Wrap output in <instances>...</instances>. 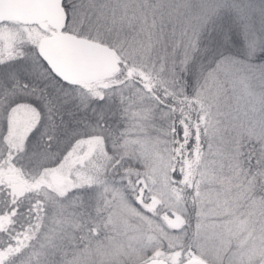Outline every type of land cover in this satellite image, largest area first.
<instances>
[{
  "label": "snow or ice",
  "instance_id": "6c2138e0",
  "mask_svg": "<svg viewBox=\"0 0 264 264\" xmlns=\"http://www.w3.org/2000/svg\"><path fill=\"white\" fill-rule=\"evenodd\" d=\"M49 7L42 20L0 18V264H85L94 252L108 264H264V0ZM61 49L107 70L89 74ZM25 93L50 114L32 154L44 123ZM74 98L81 111L100 102L95 123L65 130L74 142L48 166L58 105Z\"/></svg>",
  "mask_w": 264,
  "mask_h": 264
},
{
  "label": "trees",
  "instance_id": "16d2710c",
  "mask_svg": "<svg viewBox=\"0 0 264 264\" xmlns=\"http://www.w3.org/2000/svg\"><path fill=\"white\" fill-rule=\"evenodd\" d=\"M237 2H241V0H237ZM243 3H252L256 5L257 7L260 4V0H242ZM257 27H259L260 21L259 18L256 19L255 21ZM242 40V36H241ZM11 63V62H10ZM26 82V81H24ZM33 85V84H32ZM38 89L39 88H44V84L42 82L36 81V86ZM48 91H49V99H52L53 97H56L58 93L57 91L52 89L51 85L48 86ZM23 96L32 99L38 108L39 111H41V118L42 122L44 123V127L41 128L40 132L36 134V140L33 141L32 137H29V141L26 145V154H32L34 152H39L42 149V146L46 143V138H47V133L49 131V112L47 109L44 107V102L43 100L39 99L37 96L27 94L25 93ZM97 101H93V106L88 107L87 111H81L79 108V100H76L75 98L72 99L69 103L64 104L60 103L58 105V111L56 113V120L60 123V132H61V140L58 144V148L55 152V156L53 159L47 161V165L50 166L55 163V161L59 158L60 153L64 151V148L68 145L70 140L69 137L64 136V131L67 130L68 132H72L73 129H77L81 132L84 133L85 129V124H94L95 123V114L93 112V109H95ZM0 113V119L1 118ZM112 118V117H111ZM109 118L106 123H110L112 119ZM114 121L116 125H118V118L114 117ZM112 122V123H113ZM111 123V124H112ZM3 130H4V126ZM39 127V126H38ZM3 132H0V137H2Z\"/></svg>",
  "mask_w": 264,
  "mask_h": 264
},
{
  "label": "water",
  "instance_id": "95a60500",
  "mask_svg": "<svg viewBox=\"0 0 264 264\" xmlns=\"http://www.w3.org/2000/svg\"><path fill=\"white\" fill-rule=\"evenodd\" d=\"M51 0H0V18L9 17L16 20H42L54 14L49 7ZM73 64L89 74L103 73L107 70L102 56H85L73 49H61Z\"/></svg>",
  "mask_w": 264,
  "mask_h": 264
},
{
  "label": "rangeland",
  "instance_id": "374dc122",
  "mask_svg": "<svg viewBox=\"0 0 264 264\" xmlns=\"http://www.w3.org/2000/svg\"><path fill=\"white\" fill-rule=\"evenodd\" d=\"M10 62L11 63H15V61H10ZM10 62H8V63L11 64ZM3 67H5V65H0V68H3ZM34 86H36V81L33 83V85H30V87H34ZM73 96H75V93H73ZM76 100H78V99H76ZM22 102L32 103L33 107H37L36 106V103L32 99H29V98H27L25 96H23ZM93 104L94 103L92 101L89 104L88 107H92ZM99 106H100V102L97 101L96 102V105H95V109H97ZM37 110H38V108H37ZM1 118L2 119H0V122H2V126H4V131H6V120H5V116H4L3 113L1 114ZM112 118H111L112 121L110 123H107V125L115 128V127H117L116 123L113 122L115 118L114 117H112ZM84 134L85 135L87 134L86 130L84 131ZM71 142H74V141H71ZM66 148H67V146H66ZM66 148H64V151L62 153H60L59 158L57 160L62 159L63 155L66 154ZM56 161H55V163H56ZM54 164H52V165H54ZM52 165H50V166H52ZM5 178L9 182H11L12 184H14L17 188H19V189H23L24 188V183L20 179L19 176L13 174V175H8ZM55 180H56L57 183L62 182V179L60 177H56ZM110 259H111V256L109 254H102V253L94 252L91 255H89L88 257H86L85 264H108V262H109ZM121 259H126V257H121Z\"/></svg>",
  "mask_w": 264,
  "mask_h": 264
},
{
  "label": "flooded vegetation",
  "instance_id": "af4514ba",
  "mask_svg": "<svg viewBox=\"0 0 264 264\" xmlns=\"http://www.w3.org/2000/svg\"><path fill=\"white\" fill-rule=\"evenodd\" d=\"M5 19H8V18H5Z\"/></svg>",
  "mask_w": 264,
  "mask_h": 264
}]
</instances>
